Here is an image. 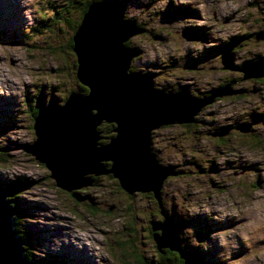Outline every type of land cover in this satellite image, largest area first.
Segmentation results:
<instances>
[{
    "label": "rangeland",
    "instance_id": "374dc122",
    "mask_svg": "<svg viewBox=\"0 0 264 264\" xmlns=\"http://www.w3.org/2000/svg\"><path fill=\"white\" fill-rule=\"evenodd\" d=\"M67 1L0 0V184L17 182L14 202L32 259L158 264L150 227L163 218L152 192L129 194L105 174L62 190L25 149L36 138L31 109L52 96L62 103L80 84L69 24L79 21L76 5L86 0L66 8ZM122 1L145 29L129 39L137 51L132 71L195 97L235 91L206 104L192 123L152 131V152L176 173L161 192L182 243L203 264H264V79H244L241 71L254 61L264 72V0ZM236 37L243 39L225 69L221 51Z\"/></svg>",
    "mask_w": 264,
    "mask_h": 264
},
{
    "label": "water",
    "instance_id": "95a60500",
    "mask_svg": "<svg viewBox=\"0 0 264 264\" xmlns=\"http://www.w3.org/2000/svg\"><path fill=\"white\" fill-rule=\"evenodd\" d=\"M144 32L136 20L126 17L122 2H91L73 35L76 75L88 92H70L62 103L52 97L38 107L33 122L36 138L25 149L44 164L62 190L87 187L93 183L91 175L110 173L129 194L152 192L163 216L162 222H152L157 250L169 249L183 257L179 226L166 212L161 192L165 179L176 173L159 163L151 150V134L163 125L194 122L202 107L235 91L226 90L227 86L198 98L187 89L176 92L156 87L151 73L131 70L137 51L127 42ZM183 35L197 38L185 31ZM231 51H221L225 69L232 67ZM259 70L256 62L241 66L244 79L263 77ZM103 121L114 123L116 134L99 144L97 128ZM239 129L248 132L250 128ZM17 188L15 183L0 184V264H39L27 257L25 240L15 228L18 208L12 197Z\"/></svg>",
    "mask_w": 264,
    "mask_h": 264
},
{
    "label": "trees",
    "instance_id": "16d2710c",
    "mask_svg": "<svg viewBox=\"0 0 264 264\" xmlns=\"http://www.w3.org/2000/svg\"><path fill=\"white\" fill-rule=\"evenodd\" d=\"M92 1H95V0H86V1H84V2H78V4L76 5V2H74V0H69V1H67V2H65V4H66V8L67 7H69V6H72V7H75V5H76V9H77V11L79 12V14H80V19H79V21L78 22H76L75 24H73V23H71V24H69V22H68V24L71 26V30H72V37H70L71 39H70V43H71V45H73V35L75 34V32L77 31V29H78V26L80 25V23H81V20H82V18H83V16H84V14L86 13V11L88 10V7H89V5H90V2H92ZM96 1H99V0H96ZM112 1H120V2H122L123 4H125L126 2H124V1H122V0H112ZM126 5V4H125ZM185 7V6H184ZM70 9V8H69ZM181 11H183V9L181 10ZM126 17L127 18H129L128 17V15L126 14ZM138 23V22H137ZM139 25V24H138ZM243 38L242 37H240V38H234V40L232 41V42H229L228 44H225L224 45V47L223 46H221V48L223 47V49L224 48H231L232 49V52H234V45H236L240 40H242ZM127 44H128V46H130V44H129V41L127 42ZM222 49V50H223ZM131 70H133V68H131ZM243 75H244V73H243ZM80 83V82H79ZM73 91H77V92H80V93H87L88 92V89L85 87V86H83V85H81V83L79 84V87H77L75 90H72V91H70V92H73ZM70 92H68V93H70ZM53 97V96H52ZM64 98H67V96L66 97H64ZM52 100V98L50 99V101ZM66 100V99H65ZM40 106H42V105H39L38 107H40ZM38 107H36L37 109H38ZM36 114H37V110H35L34 111V115H33V122H34V118L36 117ZM196 121V120H195ZM32 127H33V124H32ZM115 127V124L114 123H103V124H101L100 126H99V132H100V137H101V141H99V144L100 143H106L107 142V140L110 138H112L114 135H113V128ZM109 139V140H110ZM3 149L2 148H0V152H2L3 153V151H2ZM3 155H1V153H0V161L1 160H3ZM100 176H98L97 178H99ZM117 180V179H116ZM118 181V180H117ZM13 183H15V184H17V182H13ZM9 184H12L11 182H9V183H3V185H9ZM17 191H19V190H17ZM15 194H16V192H15ZM15 194H14V196L12 197L13 198V205L14 206H17V205H15ZM154 197V196H153ZM155 198V197H154ZM156 200V199H155ZM157 201V200H156ZM158 203V202H157ZM17 208V207H16ZM19 211H21L19 208H18V212ZM175 222H176V220L175 219H173ZM176 224H177V222H176ZM15 228H16V230L19 232V235L24 239V235L21 233V229H20V225H19V215L18 214H16V216H15ZM180 240H181V242H182V238L180 237ZM182 246H183V248H184V256L183 257H181L180 255H179V253H177V252H173V253H163V252H159L158 251V257H159V259H158V264H203L202 263V259H201V261L199 260V258L201 257L200 256V254H199V252H194L193 250H190L186 245H184L183 243H182ZM26 247V246H25ZM157 248V247H156ZM26 253H27V257H29L30 259H32V255L28 252V250L26 249ZM165 254H167V255H165ZM34 260V259H33ZM36 260V259H35ZM37 262L39 263V264H53L52 262H48V261H42V260H39V259H37ZM143 264H146V262L144 261L143 262Z\"/></svg>",
    "mask_w": 264,
    "mask_h": 264
},
{
    "label": "flooded vegetation",
    "instance_id": "af4514ba",
    "mask_svg": "<svg viewBox=\"0 0 264 264\" xmlns=\"http://www.w3.org/2000/svg\"><path fill=\"white\" fill-rule=\"evenodd\" d=\"M182 34H183V32H182ZM197 38H198V36H197ZM197 38H196V39H197ZM224 49H225V48H224ZM224 49H223V50H224ZM231 52H232V51H231ZM232 53H233V52H232ZM251 62H254V61H251ZM195 65H197V64H195ZM252 79H253V80H256V79H264V76H263V77H257V78L252 77ZM154 85H155V84H154ZM155 86H156V85H155ZM156 87H157V86H156ZM161 88H163V87H161ZM183 88L186 89L185 87H183ZM178 89H179V88H178ZM178 89H172V90H173V91H176V92H177V91H180V89H179V90H178ZM240 91H241V90H240ZM237 92H239V91H237ZM237 92H236V93H237ZM210 93H211L210 91H208L207 94H206V92H203V93H201V95H202V96H206V95H208V94H210ZM234 94H235V93H234ZM234 94H233V95H234ZM242 94H243V91H242ZM201 95H199L198 97H201ZM45 103H46V102H45ZM45 103H42L41 105H44ZM37 107H38V106H37ZM35 110H37L36 107H34V108L31 109V112H32L33 115H34V111H35ZM254 121H256V120H254ZM231 127L234 129L236 126H230V128H231ZM114 128H115V127H114ZM228 128H229V127H228ZM236 128L238 129V127H236ZM106 165H109V163H106ZM105 175H111V176H113L112 174H105ZM113 177H114V176H113ZM97 179H98L97 177H94V178H93V183H96ZM115 180H116V179H115ZM117 182H118V181H117ZM166 212H167V211H166ZM158 214H159L160 216H162V214H161V212H160V209H158ZM169 215H170L173 219L175 218L172 214L169 213ZM162 218H163V216H162ZM160 221H161V220H160ZM176 221H177V220H176ZM177 224H178V226H179V223H177ZM179 227H180V226H179ZM150 228H151V231H153V229H152V222H151V227H150ZM153 232H154V231H153ZM155 233H156V232H155ZM153 234H154V233H152V237H153ZM24 240H25V246H26V249H28L27 246H28L29 243H28L27 238H26L25 236H24ZM28 252H29V251H28ZM169 252H170V253H173L174 251H171V250H169V249H164V251H163V253H169Z\"/></svg>",
    "mask_w": 264,
    "mask_h": 264
},
{
    "label": "bare ground",
    "instance_id": "6f19581e",
    "mask_svg": "<svg viewBox=\"0 0 264 264\" xmlns=\"http://www.w3.org/2000/svg\"><path fill=\"white\" fill-rule=\"evenodd\" d=\"M58 102V101H57ZM109 123H111V122H109ZM114 131H115V128H114ZM175 172V171H174ZM178 172V171H177ZM108 174H110V173H108ZM102 174H93V175H91V177L92 178H94V177H98V176H101ZM2 184V183H1ZM77 254V253H76Z\"/></svg>",
    "mask_w": 264,
    "mask_h": 264
}]
</instances>
